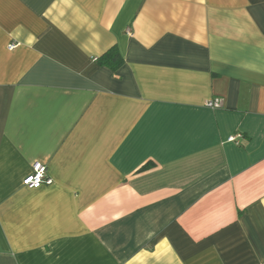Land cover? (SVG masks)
<instances>
[{"label":"crops","instance_id":"obj_1","mask_svg":"<svg viewBox=\"0 0 264 264\" xmlns=\"http://www.w3.org/2000/svg\"><path fill=\"white\" fill-rule=\"evenodd\" d=\"M0 264H264V0H0Z\"/></svg>","mask_w":264,"mask_h":264},{"label":"built area","instance_id":"obj_2","mask_svg":"<svg viewBox=\"0 0 264 264\" xmlns=\"http://www.w3.org/2000/svg\"><path fill=\"white\" fill-rule=\"evenodd\" d=\"M15 47V44H10L8 46V50H13ZM205 106L210 109H218L220 107V103L218 100H211L206 102ZM236 137L238 136H230L227 140L229 142L236 143ZM50 184H52V179L47 176V169L45 165L39 163L33 165L31 173L23 181V185L28 188Z\"/></svg>","mask_w":264,"mask_h":264},{"label":"trees","instance_id":"obj_3","mask_svg":"<svg viewBox=\"0 0 264 264\" xmlns=\"http://www.w3.org/2000/svg\"><path fill=\"white\" fill-rule=\"evenodd\" d=\"M98 65L108 68L111 71L118 70L123 65V59L119 55L116 47L110 48L103 55L96 59ZM153 168L152 163H146L140 168V172H144Z\"/></svg>","mask_w":264,"mask_h":264}]
</instances>
